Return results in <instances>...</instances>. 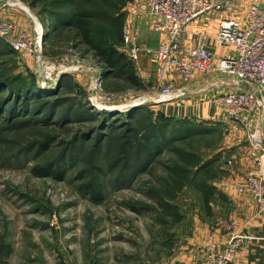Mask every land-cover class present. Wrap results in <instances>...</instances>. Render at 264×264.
Returning <instances> with one entry per match:
<instances>
[{
    "label": "rangeland",
    "instance_id": "1",
    "mask_svg": "<svg viewBox=\"0 0 264 264\" xmlns=\"http://www.w3.org/2000/svg\"><path fill=\"white\" fill-rule=\"evenodd\" d=\"M121 1L108 3L120 5L124 30L138 0ZM84 5L85 0H0V20L14 27L11 38L17 41L26 34L32 44L30 52L0 55V77L32 82L43 93L61 87L56 97L64 100L62 111L78 102L76 106H83L91 115L106 113L110 121H121L119 125L126 123L136 108L148 111L151 118L132 126L128 133L113 131L102 140L101 152H96L93 140L74 147L76 136L96 127L97 120L46 128L36 124V116L6 123L0 118V264H164L178 252L191 223L203 216L216 217L222 202L217 187L226 171L225 154L230 151L222 127L197 123L207 133L177 140L169 147L192 152L201 167L209 164L204 170L190 169L187 185L170 201L165 167L177 164L176 153L166 149L160 156L155 154L151 166L144 170L139 162L148 145L156 148L171 129L180 127L157 122L158 114L142 78V87L115 73L107 79L96 50L87 46L74 28L46 38L54 14L88 7L93 10L98 2ZM10 11L25 15L19 22L22 26L9 18ZM100 19L96 17L92 31L94 43L114 42L108 35V23ZM118 47L127 55L123 41ZM100 73L104 78L101 90L95 89ZM51 106L47 103L44 113ZM47 140L55 142L39 153L35 147ZM68 154L74 156L66 163L63 180L35 174V168H47ZM159 184L165 192L159 190ZM207 198L210 202L206 205ZM158 199L176 205L183 220L173 224L163 216Z\"/></svg>",
    "mask_w": 264,
    "mask_h": 264
},
{
    "label": "built area",
    "instance_id": "2",
    "mask_svg": "<svg viewBox=\"0 0 264 264\" xmlns=\"http://www.w3.org/2000/svg\"><path fill=\"white\" fill-rule=\"evenodd\" d=\"M142 3L148 14L157 20L153 25L154 30L164 34L165 41L156 50L143 48L136 43L132 28L127 25L123 30V42L126 53L133 62L139 59L142 51L156 57L161 69L159 88L163 100L174 97L177 89L173 80L174 73H178L186 84L193 81L197 73L223 76L230 79L234 90L219 96L215 101L225 110L229 119L243 126H246L252 115H261L264 121L263 0L251 1L246 21L224 20L221 23L212 42L216 47L234 50L235 56L220 59L203 46L184 47L182 39L195 20L209 13L219 12L225 15L229 9L234 8V0H142ZM13 32L11 23L0 20V39L8 43L15 52H30L32 44L29 36L23 34L15 41L11 38ZM102 75L100 73L96 78L95 89H102ZM167 78L171 80L165 85ZM183 96L185 92L179 91L176 94V97ZM246 137L243 153L253 162L246 184L255 203L264 212V122L253 129L247 128ZM225 226L230 236L224 248L213 243L205 258L194 264H234L240 249L255 240L252 235L236 233L234 222Z\"/></svg>",
    "mask_w": 264,
    "mask_h": 264
},
{
    "label": "crops",
    "instance_id": "3",
    "mask_svg": "<svg viewBox=\"0 0 264 264\" xmlns=\"http://www.w3.org/2000/svg\"><path fill=\"white\" fill-rule=\"evenodd\" d=\"M251 1L234 0V8L229 9L225 15L216 12L198 18L188 27L182 39L183 46L186 48L203 46L215 53L219 59L234 57V50L216 47L212 39L224 20L246 21ZM137 3L135 13L129 14L127 23L132 28V34L139 46L156 50L165 41L166 36L154 30L153 25L157 20L148 14L146 7L142 5V0H138ZM10 12L9 18H14L17 24L25 20V15L22 13ZM135 65L139 77L150 91L148 95L154 103L157 114L177 121L218 125L227 134L226 143L230 150L225 154L228 161L224 169L226 171L219 179L217 187V197L222 201L218 212H215L217 216L195 219L187 233L183 235V243L179 246L178 252L167 257L164 264H194L205 258L208 248L213 243H218L224 248L230 236L225 225L232 222L235 223L236 233H246L255 237L252 243L240 249L234 264H264V212L255 203L247 188L246 178L253 168V162L244 155L242 148L247 138V128L253 129L257 124L263 123L262 116L252 115L246 126L229 119L225 110L215 101L219 96L234 90L227 77L197 73L194 80L186 84L178 73H174L173 80L177 88L174 97L163 100L159 88L161 69L156 57L142 51ZM170 80L167 78L165 85L169 84ZM179 91L185 92V96L176 97Z\"/></svg>",
    "mask_w": 264,
    "mask_h": 264
},
{
    "label": "trees",
    "instance_id": "4",
    "mask_svg": "<svg viewBox=\"0 0 264 264\" xmlns=\"http://www.w3.org/2000/svg\"><path fill=\"white\" fill-rule=\"evenodd\" d=\"M93 1L98 2V5L95 7L96 9L92 10L90 9V7H88L87 10L77 9L72 13L61 11L60 13L54 14L52 16V23H48L50 28L52 27V31L51 33H49V35L46 36V38H51L54 34L62 29L74 28L82 37L87 46L92 47L94 50H96V55L103 64L104 75L105 77L107 76V79H109V77L115 73L118 77L125 76V79L130 84L138 87L144 86L143 83H141L140 77L136 70L137 68L135 67L134 63L130 59H128L127 55L120 51L118 47L121 45L124 36L123 14L119 13L121 8L120 5L116 3L113 4L111 2L108 3L111 0H85L84 6H89V4H92ZM125 1L127 0H122L120 3L123 4ZM106 3H108L107 7ZM104 10H106V12H104ZM101 16L103 18L100 19ZM96 17L99 18L101 22L108 23L110 28V30L108 31V35H112V37L114 38V42L111 43L109 41H103L98 42L102 44L97 45L94 43V40L91 37L93 35L92 31L96 22ZM8 51L13 52L11 47L5 41L0 39V55L5 54ZM60 92H62L61 87L52 93H43V91L32 82L31 84H23L20 81H15L14 79L8 77H0V118L3 119V123H6L7 121L19 117H22L24 118V120L28 121L27 119L36 116V124H41L43 126H46V128H54L58 125H68L73 121L81 122L83 120H87L90 123L91 121L97 120L96 127H91L88 131L83 132L82 135L76 136L74 145V147L77 148L76 146L80 143L85 144L88 142H92L93 140L94 149L96 150V152L102 151V140L110 136L113 131H124L128 133V131L131 130L132 126L141 125L143 121L151 118V113H146L148 111L145 112L143 108H136L129 113L128 121L119 125L121 121H110L106 113L91 115L92 113H90L88 109L84 108L81 105L76 106L78 102H76L75 105L72 104L68 110L62 111L64 100L61 101V99H58L56 97ZM50 102L52 103L50 111L44 113V106ZM72 106L76 107L73 108ZM32 107L35 108L32 109ZM59 112H61L60 115ZM42 116L43 119H37ZM163 121H166L167 124L171 123L174 128L177 125L180 128L177 130L171 129V133L166 138H163L160 141L161 144L157 145L156 148L148 145L149 149L147 148L146 154H144V158L142 159L143 161L139 162V166L143 170L148 165L151 166V164L153 163L152 156H154L155 154L156 156H160L162 152L166 151V149L176 153L177 164L170 168L165 167V176L170 183L168 189H170V191L172 192L171 193L169 191L170 195L167 196L169 197L170 201H173L175 200L174 198L176 194L182 191L187 185L188 178L191 174L190 169L199 167L204 170L203 167H207L209 166V164L201 167L199 160L195 157L194 154H192V152L186 153L185 151L174 150V148L170 149L169 147H172V145L177 140H182L183 138L189 136H195L197 133H207V131H203L201 129L203 126L198 125L200 123L197 124L187 121H177L170 118H165L161 114H158L157 122L160 123ZM162 127H165V124L162 123ZM146 140H150V138L147 137ZM54 142V140H47L46 142L35 148H39L38 152L43 154L49 148H51ZM35 148H33L32 151H35ZM75 148H73V151H75ZM73 156L74 154H68L67 157H62V160L48 165L47 168H35V174L39 177H56L57 179L63 180L64 176L62 172L67 171L66 163L68 162V160L73 159ZM159 187V190L161 192H165L164 187L161 184H159ZM208 199L209 198H207V201H205L206 205L210 202ZM157 206L161 211V214L166 218H170L173 224H178L183 220V216L179 213L178 207L176 205H172L171 203H169V201L158 199ZM209 210L207 211L211 212V209Z\"/></svg>",
    "mask_w": 264,
    "mask_h": 264
}]
</instances>
